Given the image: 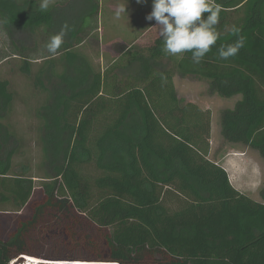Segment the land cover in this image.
I'll return each mask as SVG.
<instances>
[{"label": "trees", "instance_id": "obj_1", "mask_svg": "<svg viewBox=\"0 0 264 264\" xmlns=\"http://www.w3.org/2000/svg\"><path fill=\"white\" fill-rule=\"evenodd\" d=\"M68 1H51L42 11V0H0L9 50L0 65L18 59V71L44 99L34 113L41 174L32 175L13 164L23 142L4 123L15 97L0 78V211L10 206L6 211L17 214L10 234L0 238V264H22L23 257L66 264H264V179L260 200L231 185L225 169L209 159L210 110L182 101L173 80L176 74L202 79L212 94L239 96L220 112L219 133L264 160V0H215L222 5L220 38L199 64L191 52L165 54L159 36L147 47H121L103 71L80 51L98 0H85L60 49L47 52L58 33L56 9ZM240 36L239 53L220 59L218 49ZM36 189L42 198L32 204Z\"/></svg>", "mask_w": 264, "mask_h": 264}, {"label": "rangeland", "instance_id": "obj_2", "mask_svg": "<svg viewBox=\"0 0 264 264\" xmlns=\"http://www.w3.org/2000/svg\"><path fill=\"white\" fill-rule=\"evenodd\" d=\"M119 3L120 0H98L96 20H92L89 24V36L80 47V51L87 55L93 64L102 71L110 62L119 57L118 51L121 47L130 45L147 47L159 37L156 21L145 19L152 11V1L145 0L144 3L137 4L136 0H127L128 17L122 16L117 20L114 18V14ZM87 6L85 0H71L58 7L55 12V30L59 32L65 24L68 25V28L75 26ZM4 41V35L0 32V55H5L9 51ZM39 51H41V45ZM11 61L0 65V78L9 82L15 97L13 107L4 123L10 125L23 142L21 150L13 159V164L14 166L25 165L32 175H40L38 165L41 154L37 145L36 132L38 122L34 113L44 99L42 94L32 86L29 79L18 71L19 60ZM40 63L41 61H36L32 64V72L38 69ZM173 80L177 94L182 101L195 102L202 109H208L211 112L209 159L227 170L230 183L239 192L254 200H260L258 191L264 179V160L256 151L244 145L226 143L219 133L220 112L232 108L240 97L226 99L212 94L209 91L208 83L202 79L181 77L176 74ZM41 198L40 191L36 189L31 203L39 202ZM6 210H11V207L3 206L0 211L1 239L7 238L10 234L17 217L16 213ZM30 211V206L26 207L22 215H26ZM44 250L41 249L39 252L44 255L46 253ZM23 259L27 262L29 257H23Z\"/></svg>", "mask_w": 264, "mask_h": 264}, {"label": "clouds", "instance_id": "obj_3", "mask_svg": "<svg viewBox=\"0 0 264 264\" xmlns=\"http://www.w3.org/2000/svg\"><path fill=\"white\" fill-rule=\"evenodd\" d=\"M144 2L145 0H136L137 4ZM50 3L51 0H42L41 10L46 11ZM126 9L127 0H120L114 18L119 20L122 16L128 17ZM221 10L222 5L215 3V0H152V11L145 19L156 21L165 54L176 56L191 52L192 61L199 64L220 38L216 25L219 23ZM68 30V25L65 24L50 38L46 45L48 53H57ZM232 31L239 32L240 29L233 26ZM244 45L245 38L240 36L234 43L218 49L219 58L227 60L236 56Z\"/></svg>", "mask_w": 264, "mask_h": 264}, {"label": "bare ground", "instance_id": "obj_4", "mask_svg": "<svg viewBox=\"0 0 264 264\" xmlns=\"http://www.w3.org/2000/svg\"><path fill=\"white\" fill-rule=\"evenodd\" d=\"M50 263L51 262H45V261H41V260L34 259V258L27 259V262L24 261V264H50ZM58 264H66V263L64 262V263H58ZM75 264H100V263H84V262L81 263L80 262V263H75Z\"/></svg>", "mask_w": 264, "mask_h": 264}, {"label": "crops", "instance_id": "obj_5", "mask_svg": "<svg viewBox=\"0 0 264 264\" xmlns=\"http://www.w3.org/2000/svg\"><path fill=\"white\" fill-rule=\"evenodd\" d=\"M225 171H226V173H227V170L225 169ZM231 185H232V183H231ZM235 188V187H234ZM236 189V188H235ZM237 190V189H236ZM239 191V190H238ZM242 193V192H241ZM242 194H244V193H242Z\"/></svg>", "mask_w": 264, "mask_h": 264}]
</instances>
